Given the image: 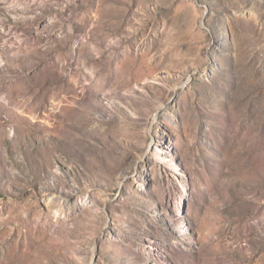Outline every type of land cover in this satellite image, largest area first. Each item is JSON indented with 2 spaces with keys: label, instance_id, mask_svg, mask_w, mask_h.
Wrapping results in <instances>:
<instances>
[{
  "label": "rangeland",
  "instance_id": "rangeland-1",
  "mask_svg": "<svg viewBox=\"0 0 264 264\" xmlns=\"http://www.w3.org/2000/svg\"><path fill=\"white\" fill-rule=\"evenodd\" d=\"M0 264H264V0H0Z\"/></svg>",
  "mask_w": 264,
  "mask_h": 264
},
{
  "label": "bare ground",
  "instance_id": "bare-ground-1",
  "mask_svg": "<svg viewBox=\"0 0 264 264\" xmlns=\"http://www.w3.org/2000/svg\"><path fill=\"white\" fill-rule=\"evenodd\" d=\"M108 0H106V2H107ZM111 1V0H110ZM114 1V0H113ZM104 2V1H103ZM124 56H126V54L124 55Z\"/></svg>",
  "mask_w": 264,
  "mask_h": 264
}]
</instances>
